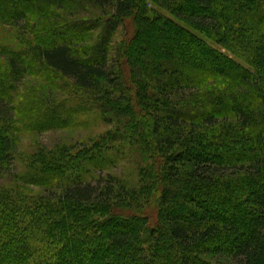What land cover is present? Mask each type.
<instances>
[{
	"label": "trees",
	"instance_id": "16d2710c",
	"mask_svg": "<svg viewBox=\"0 0 264 264\" xmlns=\"http://www.w3.org/2000/svg\"><path fill=\"white\" fill-rule=\"evenodd\" d=\"M28 75L76 96L26 106ZM80 115L112 127L19 151ZM125 146L139 171L104 175ZM15 159L0 264H264V0H0V177Z\"/></svg>",
	"mask_w": 264,
	"mask_h": 264
},
{
	"label": "rangeland",
	"instance_id": "374dc122",
	"mask_svg": "<svg viewBox=\"0 0 264 264\" xmlns=\"http://www.w3.org/2000/svg\"><path fill=\"white\" fill-rule=\"evenodd\" d=\"M151 7V5H150ZM100 13L99 10L96 8L89 7V10H79L76 9L75 16L78 18H86L90 17L91 15H97ZM143 20V19H142ZM130 21V20H129ZM135 21L134 18L131 20V23L126 26L127 31L123 29V27L118 28V31L116 35L114 36V44L115 45H122V42L127 43V40L131 38L135 34ZM8 29V28H7ZM141 38L145 39L142 35L139 37H134L133 42H131L134 46L135 43L140 42ZM132 41V40H131ZM145 46V52L147 51V44H144ZM222 52H226L227 50L222 49ZM132 53V52H129ZM146 54V53H144ZM132 55H130L129 59ZM112 57V54L110 58ZM125 70L127 73H129L128 66H125ZM74 83V82H73ZM63 84H66L65 82H59V84L50 85L49 82H44L40 77H35L28 75L25 78L21 79V81L18 83L19 85V91H20V99L23 102L24 105H28L27 103H32L36 99L40 100L42 98L46 99V101H56V100H64L66 98H74L76 95V88L74 85H72V82L67 83L66 86L63 87ZM215 85V83H214ZM57 87H63L62 89H59ZM96 117V116H93ZM93 117H89L87 115H80L77 119L80 120V123L78 124H72L69 127H59V128H53L50 130L42 131V132H32L24 129L20 136L19 141V151H25V152H32L36 148H39L40 146H45L47 149H53L58 145H63V143H71L73 147L82 149L85 145L89 144L92 145L91 140L95 138L100 133H105L107 130L111 129L112 124L108 122H102L101 120L97 119H91ZM148 117L151 119V115H148ZM75 119V121L77 120ZM143 122H140L139 127L141 130L146 127ZM146 139L147 136L140 135L138 141L143 142V139ZM147 142V141H146ZM114 145L123 146V143L120 139H116L113 141ZM125 144V143H124ZM128 146V145H127ZM121 147V151H113L110 155L115 157L117 156L118 162L114 164L110 169L104 170V175H112L116 179H124L127 177H131L132 175H135L137 171H139V167H137V163H134L137 161L133 154H131L129 148ZM147 146H149L147 144ZM118 149V148H117ZM115 153V154H113ZM138 162V161H137ZM22 161H19L18 159L14 160V163L11 166V175L9 173H4L3 176L0 177V187L4 188V186L10 187L13 183V175L15 172H22L24 170V165L21 164ZM100 174V173H99ZM164 184L166 182L163 181ZM21 187L20 192L25 189V191L30 194L31 196H45L49 197L50 194L55 193L53 192L54 189L52 187H44V186H38L33 184H21L19 185ZM19 189V188H18ZM56 191V190H55ZM127 228V227H126ZM28 252L31 254L33 250H28ZM126 262V261H125ZM94 264V263H93Z\"/></svg>",
	"mask_w": 264,
	"mask_h": 264
}]
</instances>
